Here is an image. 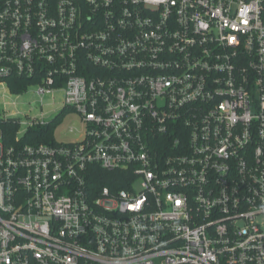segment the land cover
Listing matches in <instances>:
<instances>
[{"label": "built area", "instance_id": "obj_1", "mask_svg": "<svg viewBox=\"0 0 264 264\" xmlns=\"http://www.w3.org/2000/svg\"><path fill=\"white\" fill-rule=\"evenodd\" d=\"M31 88L82 129L0 119V264H264V0H0V99Z\"/></svg>", "mask_w": 264, "mask_h": 264}, {"label": "rangeland", "instance_id": "obj_2", "mask_svg": "<svg viewBox=\"0 0 264 264\" xmlns=\"http://www.w3.org/2000/svg\"><path fill=\"white\" fill-rule=\"evenodd\" d=\"M36 88H31L28 93L18 99L7 95L0 99V119L4 116H14L22 121L44 115L46 121L51 122L64 109V93L58 91L54 94L39 96L34 93ZM27 126H22V131ZM82 129L81 119L77 113L69 111L54 132V138L63 143L79 140V134H70V128Z\"/></svg>", "mask_w": 264, "mask_h": 264}, {"label": "trees", "instance_id": "obj_3", "mask_svg": "<svg viewBox=\"0 0 264 264\" xmlns=\"http://www.w3.org/2000/svg\"><path fill=\"white\" fill-rule=\"evenodd\" d=\"M11 90L14 94L22 93L27 89L25 82L10 83ZM63 115L58 116L53 123L46 127H36L29 130L22 138V144L38 145V144H54V132L58 125L62 122ZM0 130L3 135L4 144L12 146L17 144L16 136L19 131V123L17 119L0 120ZM96 175L92 183L97 186L117 187V189L127 188V183L124 181L127 174L121 172H106L99 168H95Z\"/></svg>", "mask_w": 264, "mask_h": 264}]
</instances>
